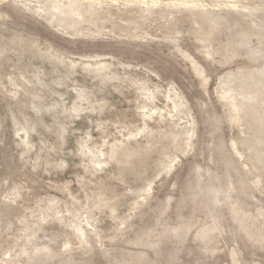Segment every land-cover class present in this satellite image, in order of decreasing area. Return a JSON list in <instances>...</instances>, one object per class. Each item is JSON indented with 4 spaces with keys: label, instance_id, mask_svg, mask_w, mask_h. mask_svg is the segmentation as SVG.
<instances>
[{
    "label": "rangeland",
    "instance_id": "1",
    "mask_svg": "<svg viewBox=\"0 0 264 264\" xmlns=\"http://www.w3.org/2000/svg\"><path fill=\"white\" fill-rule=\"evenodd\" d=\"M0 264H264V0H0Z\"/></svg>",
    "mask_w": 264,
    "mask_h": 264
}]
</instances>
